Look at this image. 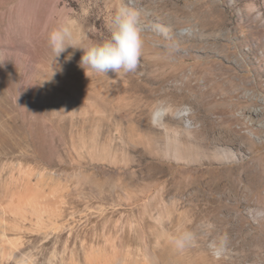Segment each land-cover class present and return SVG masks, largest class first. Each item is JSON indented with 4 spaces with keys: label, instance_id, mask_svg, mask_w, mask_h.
<instances>
[{
    "label": "rangeland",
    "instance_id": "rangeland-1",
    "mask_svg": "<svg viewBox=\"0 0 264 264\" xmlns=\"http://www.w3.org/2000/svg\"><path fill=\"white\" fill-rule=\"evenodd\" d=\"M57 3L58 9H68V14L92 40H102L108 35L105 22L119 5L139 12L149 6L141 16L143 54L137 69L109 73L95 82L103 85L110 77L122 84L129 103L117 111L122 125L115 137L128 152L138 175H148L154 165L161 163L158 166L161 177L175 175L184 181H197L201 192L188 186L180 198H173L172 193L153 192L149 200L137 201L132 209L120 207L125 219L131 217L143 226L128 235V242L137 245L143 241V246H148L151 229L158 228L156 216L167 212L176 215L180 211L181 228L195 234L194 243L188 247L192 252L208 246L210 235L205 231L208 224L213 229L222 225L241 226L249 233V243L255 244V240L264 247V215H256V211L264 212V0H59ZM42 53L45 54V49ZM65 55L64 52L53 59V54L52 61L56 63ZM17 80L11 71L0 67V159L52 163L57 167V159L49 160V149L39 139L41 115L30 116L33 110L28 107L27 117H23L15 105ZM153 86H157L156 91ZM205 88L211 91L205 94ZM63 91L68 93L67 89ZM170 104L173 108L170 115L178 110L184 113L183 126L172 121L152 122L150 115L154 110L166 109ZM8 113L16 118L12 125L3 120ZM39 113L50 117L51 110L41 109ZM128 121L134 123L136 133L142 136L133 145L127 139ZM29 124L32 132L28 130ZM107 174L110 172L105 174L111 191L106 194L110 205L118 200L112 189L115 177ZM140 177L136 200L150 192L153 185L150 179ZM209 210L229 220H207L204 215Z\"/></svg>",
    "mask_w": 264,
    "mask_h": 264
},
{
    "label": "bare ground",
    "instance_id": "bare-ground-1",
    "mask_svg": "<svg viewBox=\"0 0 264 264\" xmlns=\"http://www.w3.org/2000/svg\"><path fill=\"white\" fill-rule=\"evenodd\" d=\"M58 1L0 0V67L18 78L14 102L23 117H27L28 107L33 110L30 116L41 115L39 139L49 149V160L57 159L59 164L54 167L52 163L0 159V264H246L247 260L264 264L263 244L254 239L255 244L249 243V233L241 226L205 230L209 241L220 235L228 237L227 252L221 258L214 257L208 246L196 253L189 248L175 250L165 237L181 228L180 211L156 216L158 228L151 229L148 246H143V241L137 245L128 242V235L143 226L131 217L125 219L120 207L132 209L137 201L149 200L153 192L180 198L187 186L200 191V185L175 175L161 177V163L148 175H138L128 152L115 137L122 125L117 111L129 103L122 84L110 77L105 84H96V79L107 76L95 73L86 77L79 66V50L71 60L66 59L73 52L68 48L66 57L52 61L46 40L51 28L72 20L85 32L68 9L57 8ZM140 9L144 16L149 6ZM66 89L68 93L63 91ZM208 90L205 88V94ZM41 109H50V117L40 114ZM166 109V113L153 112L152 122L172 121L183 126L184 113L178 110L170 115L171 104ZM13 118L8 113L3 120L12 125ZM126 129L130 144L142 140L132 121L127 122ZM28 130L32 132L30 124ZM107 172L115 177L112 189L118 200L110 205L106 200L111 192L105 182ZM139 177L150 179L153 185L136 200ZM204 216L207 220H229L212 210Z\"/></svg>",
    "mask_w": 264,
    "mask_h": 264
},
{
    "label": "clouds",
    "instance_id": "clouds-1",
    "mask_svg": "<svg viewBox=\"0 0 264 264\" xmlns=\"http://www.w3.org/2000/svg\"><path fill=\"white\" fill-rule=\"evenodd\" d=\"M140 24V12L121 4L106 20L108 35L102 40L90 39L77 22L72 20L61 21L51 28L47 32L46 40L54 59L68 48H72L73 52L68 54L67 60L72 59L75 51H81L79 66L88 78L93 73L106 76L109 73H129L137 69L143 54ZM154 111L166 113L167 109L161 107ZM256 215H264V212L256 211ZM212 227L211 224L207 225L209 230ZM165 239L175 250L182 251L194 243L195 234L178 228L175 233L167 234ZM227 245L228 237L220 235L209 241L208 248L214 257L221 258L227 252Z\"/></svg>",
    "mask_w": 264,
    "mask_h": 264
}]
</instances>
